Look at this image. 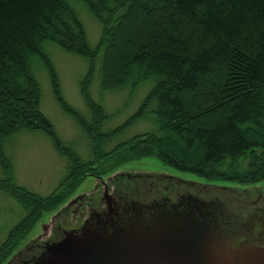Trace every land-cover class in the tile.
<instances>
[{
    "label": "trees",
    "instance_id": "1",
    "mask_svg": "<svg viewBox=\"0 0 264 264\" xmlns=\"http://www.w3.org/2000/svg\"><path fill=\"white\" fill-rule=\"evenodd\" d=\"M76 1L96 14L102 8L107 15L118 12L107 43L118 42L117 60L106 48L105 75L111 86L154 82L136 115H153L157 128L144 142L135 136L121 143L101 170L98 163L82 167L66 148L68 170L74 167L85 178L105 175L129 158L157 155L171 167L209 180L264 181V0H112L109 8L105 0ZM48 41L83 57L93 55L71 0H0L1 154L17 128L54 133L39 110L33 71L35 58L50 63ZM51 77L56 85L54 68ZM56 147L63 148L60 141ZM130 149L135 154L121 156ZM24 190L37 199H15L28 213L40 214L36 224L64 203L40 212L48 197ZM29 217L11 230L5 246L16 234L28 235Z\"/></svg>",
    "mask_w": 264,
    "mask_h": 264
},
{
    "label": "rangeland",
    "instance_id": "2",
    "mask_svg": "<svg viewBox=\"0 0 264 264\" xmlns=\"http://www.w3.org/2000/svg\"><path fill=\"white\" fill-rule=\"evenodd\" d=\"M71 3L84 24L93 55L83 57L65 50L54 41H48L45 51L51 59L50 63L49 60L35 58L33 71L39 85V110L50 121L54 133L45 128L20 127L1 147L0 264L6 257L14 256L32 238L44 233L43 221L49 223L55 215L53 212L49 213L40 226L36 224L40 214L35 210L28 213L15 199V196L37 199L24 189L48 197L47 201H43L45 206L42 204L39 208L41 212L44 208L51 210L59 206L63 200L60 207L64 208L76 196L86 191L101 188L106 192V183L111 194L113 186L108 178L118 170L131 167L156 169L209 184L235 185L225 180H209L178 170L167 165L157 155L135 156L124 160L121 167L105 176V183L97 178L85 180V176L81 177L74 167L68 170L69 157L65 155L66 148L76 153L82 167L98 163L101 170L109 153L121 143L135 136L144 142L145 135L157 128L153 115H136L154 82L145 80L134 86L120 82L111 86L105 75L107 71H104V61L108 55L106 48L108 53H114L115 62L117 60L118 42L113 40V43H107L111 27L117 24L118 12L107 15V9L102 8L96 14L80 1L71 0ZM110 4L112 0H105L106 7L109 8ZM118 9L119 7L116 8ZM53 68L56 71V85L51 77ZM23 88L28 90L27 86ZM82 118H85L86 123L82 122ZM56 141H60L63 148L59 150ZM138 151L141 154L145 152L143 146ZM135 152L136 150L130 149L121 156ZM260 184H264V181L240 186ZM36 211L38 212L37 209ZM28 217L31 219L28 235L25 237L24 234H16L11 243L5 246L11 230L18 228Z\"/></svg>",
    "mask_w": 264,
    "mask_h": 264
},
{
    "label": "water",
    "instance_id": "3",
    "mask_svg": "<svg viewBox=\"0 0 264 264\" xmlns=\"http://www.w3.org/2000/svg\"><path fill=\"white\" fill-rule=\"evenodd\" d=\"M108 181L113 191H122L111 197L112 208L122 207L120 197L126 204L136 203L141 208L135 205L132 215L127 212L118 215L117 220L106 215V219L100 218L79 233H67L62 242L51 246L34 264H264V235L255 243H235L236 237L224 232L216 212L208 209L212 205L192 196L189 198L193 205L180 203L169 208L165 203H155L161 197L177 198L188 191L199 193L206 200L218 198L228 207L240 210L238 218L243 223L240 228L250 237L262 229L263 217L257 220L253 212L264 214V184H209L139 167L118 170ZM105 198L101 188L76 196L49 223L43 221L44 233L32 238L15 254H23L18 260L38 253L26 247L32 246L33 241H46L54 226L57 230L61 226L80 225L89 214V206L100 200L106 203ZM151 203L155 205L144 208Z\"/></svg>",
    "mask_w": 264,
    "mask_h": 264
},
{
    "label": "flooded vegetation",
    "instance_id": "4",
    "mask_svg": "<svg viewBox=\"0 0 264 264\" xmlns=\"http://www.w3.org/2000/svg\"><path fill=\"white\" fill-rule=\"evenodd\" d=\"M90 210H91V211H94V210H95V208H90ZM52 233H53V232H51V234H52Z\"/></svg>",
    "mask_w": 264,
    "mask_h": 264
}]
</instances>
